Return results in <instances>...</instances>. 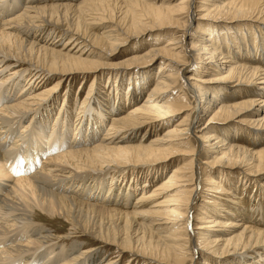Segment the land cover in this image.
Here are the masks:
<instances>
[{
  "label": "bare ground",
  "instance_id": "obj_1",
  "mask_svg": "<svg viewBox=\"0 0 264 264\" xmlns=\"http://www.w3.org/2000/svg\"><path fill=\"white\" fill-rule=\"evenodd\" d=\"M241 22L250 25H242L231 39L217 31L222 24ZM209 23L215 26L204 27ZM258 25H264V0H0V264H96L91 255L98 252L101 258V250H85L79 238H70L76 235L149 264H192L195 257L202 264H264V209L242 210L238 197L248 190L226 180L238 173L250 177L264 202V183L257 178L264 174V148L256 149L264 143V31ZM192 26L196 35L190 36L186 53ZM246 27L251 33L244 32ZM162 29H168L162 36L166 41L157 39L111 65L127 38ZM187 55L197 58L199 68L207 66L203 78L184 77ZM158 61L155 84L143 99V84L151 80L145 71ZM107 67L135 71L126 74L136 77V84L129 83L122 100L131 108L123 112L108 98L102 107L111 118L104 127V113L92 100H102L101 92L92 84L77 109L74 137L69 141L73 115L64 113L67 98L49 132L53 111L45 107L59 85ZM55 77V86L46 88L44 83ZM25 78L20 93L9 94ZM228 83L236 88L226 89ZM243 86L252 88L242 91ZM107 87L112 89L102 90ZM186 93L199 98L197 120H191ZM30 113L34 117L21 127ZM178 115L184 116L173 129L143 141ZM235 118L257 131L256 143L220 127ZM18 127L22 130L16 133ZM100 129L106 130L97 137ZM141 129L145 135L135 141ZM78 130L85 131L79 140ZM193 138L209 153L204 166L221 169L220 181L208 169L201 170L207 181L197 177ZM161 163L154 171L160 174L157 180L178 164L156 189L146 192L145 181L139 195L133 184L141 178L131 176L132 186L125 183L126 168L149 164L142 170L150 173ZM207 191L219 199H206L198 213L206 218L197 216L193 225L189 216ZM251 202L264 207L257 199ZM41 214L66 220L69 233L54 235ZM191 245L196 253L188 251ZM111 262L101 258L97 264Z\"/></svg>",
  "mask_w": 264,
  "mask_h": 264
},
{
  "label": "rangeland",
  "instance_id": "obj_2",
  "mask_svg": "<svg viewBox=\"0 0 264 264\" xmlns=\"http://www.w3.org/2000/svg\"><path fill=\"white\" fill-rule=\"evenodd\" d=\"M244 24L250 25L249 23H242V22L241 23H236L235 25L234 24H230V23L229 24H222L223 27L218 29L217 31L219 33L228 34L229 35V39H231L232 35L235 34L238 29H241V26L244 25ZM214 26L215 25L209 23V24H205L204 27H210V29H212L211 27H214ZM258 26L260 27L259 29H263V31H264V25H258ZM243 30H244V32L246 34L251 33V28L250 27H246ZM167 31H168V29L149 30V31H145V32H140V34L135 36V37L127 38V41L124 42V45L121 48V52H120L119 57L110 59L111 60L110 61L111 65L112 66H118L119 63L121 61L125 60L126 58H130L132 55H136L138 53L143 52L149 46L150 43L156 41L157 39H161L162 40L161 43H163L164 41L167 40V38H164L162 36H164L166 33L168 34ZM262 33H264V32H262ZM188 34H187V36H189V38L186 37V39L184 41V44H186V47H187L186 48V53L189 51V47L188 46H189V43H190V41H189L190 36H195L196 35L195 26H192V27L189 28ZM254 34H256V33H254ZM257 34H261V30L259 32H257ZM233 52H235V51L233 50ZM235 56H238V55H235ZM187 57H188L187 61H188L189 64H187V69H186V71L183 74L185 78L192 77L194 79H198L199 80L200 77H202L203 75H206V73H205L206 70H202L206 65L202 66V69H201L198 66L199 65V63H198L199 61H197V58H195V57L193 58L192 55H187ZM158 65H160V61H158L157 64L150 65V67L145 71V74H149L150 73L151 80H150V83L148 85L145 84V83L143 84V86L146 88L144 94L141 96L143 99L146 97V94L148 93V90L155 84L154 83V78L156 77V69L155 68H157ZM15 69H17V67L11 68L9 70V72H7V74H9L10 72H12ZM116 69H118V70H113V68L109 69L107 67V69H105V68L101 69L100 68L96 72H91V73H88V74H75L73 76V78H72L73 82L71 84H67V85L60 84L58 89H57L59 92L54 93V96L47 102V105H46L47 107H45L48 110L53 111V113L50 116L51 117L50 118V122L51 123H50V126H49V132L51 131V128L53 126L54 119L56 118L57 114L59 113V111H60V109L62 107L64 98H67V101L64 103V105L66 106L65 109H64V113L67 110L68 113L70 111L72 113V115H73V118L71 119V131L68 133L69 141L71 140L72 137H74V131H75L74 130V128H75L74 127V124H75L74 121H75V118H76L77 109H78L82 99L86 95V92L88 91V88L92 84H93L94 92L95 91L96 92H101L102 100H98V99L96 100V97H93L92 100H93V104L95 106L96 111L102 110L101 112L104 113L105 120H106L104 127L108 126V124L110 122V118H111L110 115L106 114L109 111L105 107H102V103L105 104V102L108 101V98H110V97L112 98L113 97V103L116 102V106L117 107L121 106L122 109L125 108V109H123V112L128 110V109H130L131 105H129L126 108L125 107L126 101L123 103L122 100L125 99V97H126V95H125V94H127L126 93V89H127L128 85H129V83H132V86H134V84H136L135 83L136 77L128 76L126 74H128L130 72H135V71L132 70V69L126 70L124 68H118V67ZM150 69H153V71H151ZM210 69H209V71H211ZM142 70H144V69H142ZM120 71H121V73L117 74ZM142 77L144 79V76H142V75H139L137 78L140 79ZM205 77L206 76H204V78ZM146 79H147V77H146ZM57 81H58V79L56 77L54 79H52V80L46 81L44 83L45 87L49 88V87L55 86ZM26 83L27 82H26V78H25L23 83H22V86L17 88L16 90L13 88L12 92L10 91L9 94L17 96L20 93V91L25 87ZM107 84L110 85L113 90L110 88L111 91H110V89L108 91L107 89L109 87H107L105 90H102V88H104V86L105 87L108 86ZM233 85H235V84L228 83L226 89L236 88ZM132 86H131V89H132ZM210 86H215V84H212ZM243 87H246V86H243ZM247 88H252V87H246V88H242L240 90L243 91L244 89H247ZM116 92L118 94L117 96H116ZM133 92H134V90H133ZM177 93H181V90H178ZM225 93H226L225 91L221 92L222 95H224ZM259 93H261V92L259 91ZM237 94H239V92ZM187 95H188L187 97H188L189 103H190V105H192V108H193V110H192V112L190 114L191 115V120L194 121V120L198 119V115H199V109H198L199 106H200V103H198V99L199 98L197 96H193L191 93H188ZM243 97H244V95H243ZM76 101H78V103H76ZM100 107H102V108H100ZM41 113L45 115V110H41ZM64 113L62 115H64ZM83 116H84V113L82 114V117ZM183 116L184 115H178V116H174L172 118H169L168 119V123L169 124H167L165 127H162L160 129L156 130V132L154 134H151V135L148 134L143 141L150 142L154 138H156V136H162L164 134L165 130H167L168 128L169 129H173L174 126H176V124L179 121H181ZM33 117H34L33 113L28 114V116L26 115V119H24L21 127L27 126L30 123V121H31V119ZM242 119H244V118H242ZM249 119H250V117L248 118V116L245 118V120H249ZM240 120L241 119L235 118L231 122L223 124L220 127H226L227 128L226 132L231 134V136L232 135L233 136L236 135V137H238V138L242 137L243 139L248 140V142H252V143H254L255 141L257 142L259 140V138H257V140H255L257 131L247 127L246 124L240 123ZM85 122H86V120H84L82 125H84ZM80 125H81V121H80ZM21 130H22V128L18 127L17 130H16V133L21 132ZM104 130H106V129H104ZM104 130L100 129L99 132L96 134L97 137H101L103 135ZM84 135H85V131L83 132L82 130H78L76 138L79 140V139L83 138ZM144 135H145V130L141 129V132L137 136L134 137L135 141L142 140ZM192 140H193V143L195 144V146H197L196 147L197 153L195 155V158L197 159V166H198L197 177H198V175H200V176L202 175L200 177V179H202V181H204V180L207 181V178L204 177V175H203L201 170L202 169H208L210 171H214L215 181H220L221 178L219 176L221 174V169L217 168V167L213 169V168H208V167L204 166V163H206L209 160L208 159L209 158L208 157L209 153L207 152L206 148H204V145L202 146L200 144V142H198L195 138H193ZM217 146H221V145L218 144ZM263 148H264V143L263 142L261 143V145H257L256 146L257 150H261ZM171 159H173V157L170 158V160ZM177 164L178 163H175V165H170L168 167L167 171H165V173L162 176V178L160 177L159 180H157V179L160 176V174L156 173L154 171H155V168H159V167L161 168V166L163 167L162 163L158 164V165H155L153 167L154 169H152L150 173H146V172H144L142 170L144 167L148 168L149 164L128 167V168L125 169V171L129 172L128 178L126 179L125 183L128 184L129 186L130 185L132 186V182L134 181V179H132L131 182H130L129 178L131 176H134L135 179L141 178V179L137 180L138 181L137 184H135V183L133 184V186L137 185V189L139 190L138 194L139 195L142 194V192H143L142 191V187H143V185H145L147 183L145 181H149L147 186L145 187L146 192L152 191L153 188H155V187L157 188L159 186L160 182L164 183V182H166V180L168 181V179L170 178L168 176V173H170L171 170L173 169V167H175ZM233 176L235 178L233 180L231 178L230 179L231 181H229V179H226L227 182H229V184H228L225 181V183H227V185H231V186L235 185V187H241L242 189H247L248 190L247 192H243V193L240 192V194H243L244 197L242 195H240L238 197L241 200L242 210H245L247 208H252V206H255V207L258 206L259 208L264 209V207L259 206V205L255 204V203L251 202V201H255V199H257V200H259V202H261L264 205V202L262 200H260V198H261L260 188L255 183H251L250 182V177H246L243 174L240 176V173H238L236 175H233ZM257 178H259L258 179L259 184L264 183V174L261 175L260 177H257ZM234 181H236V182H234ZM125 183H124V185H125ZM154 185H156V186H154ZM203 187H206L204 183L202 184V188ZM207 187H210V186H207ZM213 187H214V185H213ZM205 189H208V188H205ZM210 193L211 192L207 191V192L203 193L205 195L201 194L200 197H202V198H199L197 200V202H196L197 204L195 206V211L193 213H191V216H189L190 218L191 217L194 218L193 225L195 224V218H197V216H203L202 214L199 215L198 213L200 211H203L202 208L204 207L205 200L209 199L211 197H212V199L213 198L216 199V200L219 199V195H213V193H211V194ZM249 197L252 198L250 203L248 202V198ZM223 199H225V198H223ZM263 200H264V197H263ZM133 202L134 201H132V203ZM221 203L223 204L224 201H222ZM41 217H42V220L44 221V225H46V227L48 228L47 230L52 232L57 237L62 235V234H64V233H69L70 227H68L69 224L66 222V220L61 219V218H50V217L46 216L45 214H41ZM203 217H205V216H203ZM193 236H194V234L191 233V238H193ZM71 237L73 239H76V240L79 238L78 240L80 242H82V244H83L82 247L85 248V250L94 249V248L98 249V251L101 250L100 251L101 255H102L101 258H102V260H105V262H108V261L111 262L112 261L111 263H114V264H147V263L149 264V262L146 261V259L131 258V255L129 253H120L115 247L102 246V244L99 241L92 240L88 236H86V237L85 236H80L79 237L78 235H76V236H70V238ZM60 240H62V238H58L59 242H60ZM192 242H194V241H192ZM192 242H191V244H192ZM188 251H193V253H196V251L194 250V247L192 245H191L190 249H188ZM91 256H93V258H95V260L97 261L96 264L98 262H100L101 258H100V254H98V252L92 253ZM151 264H160V263H151ZM167 264H174V263L173 262H168ZM192 264H202V261L200 259H198V257H195V260L193 261Z\"/></svg>",
  "mask_w": 264,
  "mask_h": 264
}]
</instances>
